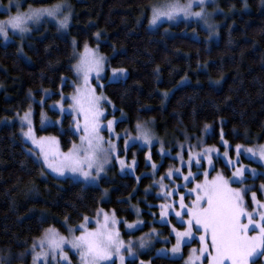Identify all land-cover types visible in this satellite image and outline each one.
Here are the masks:
<instances>
[{"label": "trees", "instance_id": "trees-1", "mask_svg": "<svg viewBox=\"0 0 264 264\" xmlns=\"http://www.w3.org/2000/svg\"><path fill=\"white\" fill-rule=\"evenodd\" d=\"M69 1L74 7L70 35L78 48L98 46L109 56V66L128 71L124 80L107 82L103 89L116 115H125L118 129L154 119L159 133H200L210 124L212 144L219 142L221 131L233 145L264 141V0H221L228 16L214 42L201 28V38L183 33L194 24H162L149 30L144 16L139 23L156 0ZM56 2L27 0L37 5ZM73 63L70 37L62 36L53 24L23 47L19 39L7 45L0 41V253L25 252L45 228L66 232L63 220L77 224L100 206L134 220L128 199L136 203L145 197L150 177L138 182L134 176H121L109 200L102 202L100 187L47 173L27 153L16 127L1 124L3 117L29 107V93L40 99L46 90L53 91V98L59 97L61 87L71 92ZM38 125L37 116V132L56 136L64 150L77 140L69 116L64 131ZM154 157L160 158L157 152ZM146 167L141 158L139 170ZM152 263L183 260L157 256Z\"/></svg>", "mask_w": 264, "mask_h": 264}, {"label": "rangeland", "instance_id": "rangeland-1", "mask_svg": "<svg viewBox=\"0 0 264 264\" xmlns=\"http://www.w3.org/2000/svg\"><path fill=\"white\" fill-rule=\"evenodd\" d=\"M13 3H19L20 8L11 7L10 10H6L9 6V0L4 3L0 0V20L7 19L8 15H15L17 11L27 12L29 6L38 9L42 7H48L49 5L44 4H33L27 3V0H12ZM65 8L64 12L70 11V20L66 28H61L58 24L51 20L50 18H42L38 23L29 22L27 27L28 31L20 33L18 31L9 30V38L5 40L0 36V41L2 44L7 45L10 42H14L19 39L21 47L28 42L30 37H33L36 33L42 32L48 28L49 24L56 26L58 32L62 36H69L72 47H73V72L74 79H70V84L72 85L71 92H66L64 87L59 90V97L53 98V91L46 90L43 92L42 98L37 99L33 93H29L30 105L25 111H14L13 115L5 116L1 120L2 125L9 127H16L17 134L21 141L26 145L27 153L33 157L38 163L42 165L47 173L59 178L66 179L69 178L75 182H81L85 186H97L102 190V202L109 200L111 189L117 185V182L121 176H134L138 182L141 181L143 177H150L151 181L148 186L144 189L145 197L138 198L135 203L132 199H128L130 202L131 210L135 213L136 217L134 220H128L126 218L119 217L115 210H106L103 206H100L94 214L84 216L88 218L87 221L83 218L81 222L77 224H71L67 220H63L62 223L66 228V232H62L59 228L55 226H49L48 228H55L60 235L71 240L73 235L78 236L80 234V226L85 225L88 229L96 228V220H103L102 215L98 213H107L110 217L114 214L118 223L116 228L119 231L120 238L124 241L125 246L131 243L133 251L129 254L125 249H121V253L124 256V264H129L130 262H136V264H153L152 259L157 256L170 257L175 259H182L183 264H189V257L192 255V249H197L201 247L199 241L200 233L196 231V226H193V234L191 237H185L182 240L180 246V252L173 254L171 249L176 243L175 232L173 228L184 231L187 227L183 221L187 220L188 217L183 215V220L175 216V211H182L179 208L180 196H184V203L191 207V201L195 200V193H190L189 190L194 188L197 183H203L205 180L204 173H207V179L211 181L218 174L223 176L229 181L232 188H239L242 191L247 189L245 192V203L249 210L253 207L251 193H256V199L264 202V160H261L259 156L253 157L250 153L246 154L241 150V155L237 157L235 152V146L231 144L223 135L221 131V136L217 144L210 143L209 139L213 133V127L210 124L204 126L200 133H193L184 129L172 132L167 131L165 133H159L157 130L156 122L154 119L150 121L137 122L144 125L151 135V143L147 144L142 140L135 139L138 135V130L136 128L137 123L133 128L125 127L123 129H118V123L124 119L125 115H116L117 108L107 99L104 95L103 89L107 82H114L118 80H124L128 76V71L123 69L122 73H117L113 75L112 69H122V68H112L109 66V56L102 53L98 46L87 45L88 49L92 53L100 55L104 58L103 70L99 72V79L96 78V73L93 72L89 76V84L95 90V95L102 97L100 100V107L103 110V116L100 118L101 124L106 125L108 120H113L111 132L106 127H101L100 134L105 138V140L111 139L116 145V151L109 156L107 162L103 163V171L97 176L96 172L93 170L92 177L85 180L79 174L71 173L65 171L63 175L54 172L52 169L48 168L47 164L43 161V156L39 151V147L32 143V140L23 135V131H27V122L22 121V117L25 112L30 110V119L32 121V128L35 137L39 139L40 137L52 138L55 137L58 141L59 149L62 152H67L73 144L80 145V136L83 132L77 129L76 120L82 122V116L74 112L69 106L73 103L70 97L75 95V86H80L83 83L82 75L78 74L76 65L80 61L82 55H88L90 53L85 52V45L80 49L78 48V41L75 37L70 35V26L72 18L74 15V7L71 1L64 0ZM165 0H156L148 9L145 15L139 20V23L145 17L147 22L146 26L149 30H156L162 24H168L169 26L178 24L180 22H185L188 24H194L196 27L192 30L185 29L183 33L190 34L195 38H201V34L198 28H201L207 32V40L209 42H214L219 40L220 28L225 22L228 12H226L222 5L221 0H205L204 11L206 14V19L208 24L213 27L208 28L207 25L201 20L197 22L198 18L195 17H183L182 15L178 18L168 21L164 20L156 26L149 25V19L151 18V6L159 5L164 3ZM181 3H185L186 0H180ZM199 7H194L193 11H199ZM144 16V17H143ZM66 84V79L63 80L62 86ZM1 90V86H0ZM62 96L64 97L62 99ZM59 102V103H57ZM61 106L63 110H61ZM53 113H57L54 116ZM38 116L39 128L46 129L49 127H58L61 131L65 130V119L67 116L71 119L70 128L72 132L76 135L77 140L74 141L71 147L64 150L62 144L56 136L49 134H39L37 132L36 118ZM23 126V131H22ZM207 126V127H206ZM127 133V135H125ZM128 140L127 146L125 145V140ZM224 141L227 142L225 145ZM243 145L244 147H251L254 150L258 149L260 145H264L263 142H257L252 145ZM107 147V145H105ZM212 148L213 151L205 155L203 149ZM189 150L192 153H198L202 159L199 163H196V157H193L191 165L187 163L189 157ZM140 151H144L141 155ZM155 152L160 156L157 161L154 157ZM227 152V157L223 154ZM209 156L211 157V163H209ZM119 157V159H117ZM143 159L147 165L146 168L139 170L140 159ZM119 160L124 161V167L122 168ZM235 165L233 167L232 165ZM155 165V168H153ZM243 168L244 172L242 176L234 177L233 173L237 168ZM179 169V171H177ZM171 170V175H168ZM191 172L193 175L189 180H185L184 177L189 175ZM164 178L161 180V178ZM163 184V188L160 186ZM166 192H171V197L165 195ZM153 196L154 199L149 198ZM162 204H173V208L167 209L168 215L161 216ZM142 222V223H141ZM134 225L129 228L127 225ZM72 229V231H69ZM155 230V231H153ZM45 231V230H44ZM253 235V232L249 233ZM44 232L41 237H43ZM36 239L34 243L38 242L41 238ZM144 240L145 243L141 246L140 242ZM33 244L25 251L15 253L14 251H6L0 253V264H34L33 257L36 252H41V249L37 247L35 251L33 250ZM47 253L46 256H41L37 261V264H82L80 255L76 249H72L70 245H64V252L67 253V259L55 254L53 259V252L50 248L45 246L43 250ZM264 248H260L253 254L249 259V264H264ZM196 255H199L197 251ZM148 256L149 258H146ZM106 264H120L119 258L113 255L112 260L106 262ZM192 264H199V262L193 261ZM203 264H208L207 259L203 260Z\"/></svg>", "mask_w": 264, "mask_h": 264}, {"label": "snow or ice", "instance_id": "snow-or-ice-1", "mask_svg": "<svg viewBox=\"0 0 264 264\" xmlns=\"http://www.w3.org/2000/svg\"><path fill=\"white\" fill-rule=\"evenodd\" d=\"M205 0H186L181 3L180 0H165L164 3L151 6L150 26H156L163 23L164 20L172 21L179 16L198 18L197 22L203 21L208 28H212L208 24L204 11ZM20 8V4L13 3L9 0V6ZM194 7H199V11H193ZM64 0H57L56 3L42 8H32L29 6L27 12L17 11L15 15H8L7 19L0 20V36L5 40L9 38V30L24 33L29 30L27 27L29 22L38 23L42 18H50L54 20L59 27L66 28L70 20V11L64 12ZM85 52L88 55H82L79 63L76 65V71L82 75L83 83L75 86V95L70 99L72 104L69 106L74 112L82 116L83 122L76 120V127L83 132L80 136V145L73 144L67 152L59 149L58 141L55 137H40L37 139L33 132L32 121L30 119V110L25 112L21 118L27 122V131H22L25 137L32 140L33 144L38 145L39 151L43 156V161L48 168L54 172L63 175L65 171L79 174L85 180L92 177L93 170L97 176L103 171V163L107 162L109 156L116 151V145L111 139L105 140L100 134L101 127H106L110 132L112 130L113 120H108L106 125L101 124L100 118L103 116V110L100 107L102 97L95 95V90L89 84V76L95 72L96 78L99 79V72L103 70L104 58L100 55L92 53L85 45ZM123 69H112L113 75L122 73ZM64 97L62 96V99ZM59 103V102H57ZM61 110H63L61 106ZM207 127V126H206ZM136 128L138 135L135 139L151 143L150 131L142 124L137 123ZM127 135V133H125ZM128 140H125L127 146ZM225 145L227 142L224 141ZM107 145V147H105ZM253 157L259 156L264 160V145H260L254 150L251 147H244L237 144L235 152L237 157L241 155V150ZM205 155L212 152V148L203 149ZM227 157V152L223 154ZM196 157V163L202 159L198 153H192L189 150L187 163L191 165L193 157ZM119 159V157H117ZM121 167H124V161L119 160ZM209 163L211 157L209 156ZM235 167V165H232ZM155 168V165H153ZM179 171V169H177ZM244 169L237 168L233 173L234 177L242 176ZM171 170L168 175H171ZM193 174L189 172L185 176V180H189ZM205 180L203 183H197L196 186L189 190L195 193V200L191 201V207L184 203V196H180L179 208L182 211H175V216L183 220V215L188 217L183 221L187 225L184 231L173 228L175 232L176 243L172 246V253L180 252L182 240L185 237H191L193 234V226L200 233L199 241L201 247L199 250L192 249V255L189 257V264L193 261L203 264V260L207 259L208 264H249L250 257L260 248H264V202L256 199V193H251L253 207L249 210L245 203V192L239 188H232L229 181L223 176L217 175L211 181L207 179V173H204ZM164 178L162 177L161 180ZM162 188L163 184L160 185ZM166 196L171 197V192H166ZM162 211L161 216H167V209L173 208V204L160 205ZM103 216V220L97 219L96 228L88 229L85 225L80 226V234L73 235L71 240L59 234L55 228L45 229L43 237L33 244V250L37 247L41 252H36L33 260L34 264L41 256L47 253L43 250L47 245L55 254L59 253L64 259H67V253L64 252V245L68 244L72 249H76L80 255L82 264H106L111 261L113 255L118 256L120 264H124V256L121 249H125L131 254L133 251L131 243L125 246L124 241L120 238L118 229L115 227L118 223L115 215L111 217L107 213H98ZM88 220L87 217L84 218ZM142 223V222H141ZM134 225H127L131 228ZM72 231V229H69ZM155 231V230H153ZM253 232V235L249 233ZM144 240L140 244L143 246ZM197 251L199 255H196ZM264 254V253H261ZM46 264V262H45Z\"/></svg>", "mask_w": 264, "mask_h": 264}]
</instances>
